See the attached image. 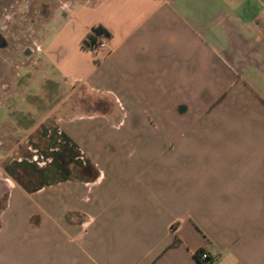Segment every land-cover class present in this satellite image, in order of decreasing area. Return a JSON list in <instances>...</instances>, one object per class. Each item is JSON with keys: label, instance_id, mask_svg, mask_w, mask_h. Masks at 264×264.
Here are the masks:
<instances>
[{"label": "crops", "instance_id": "obj_1", "mask_svg": "<svg viewBox=\"0 0 264 264\" xmlns=\"http://www.w3.org/2000/svg\"><path fill=\"white\" fill-rule=\"evenodd\" d=\"M263 4L76 0L56 29L51 12L33 66L75 100L24 133L53 118L84 162L33 190L0 169V264H264Z\"/></svg>", "mask_w": 264, "mask_h": 264}, {"label": "rangeland", "instance_id": "obj_2", "mask_svg": "<svg viewBox=\"0 0 264 264\" xmlns=\"http://www.w3.org/2000/svg\"><path fill=\"white\" fill-rule=\"evenodd\" d=\"M74 1L0 0V136H16L13 147L4 149L0 157V169L29 190L54 184L66 176L69 178L78 164L70 147L54 150L58 143L49 132H45L46 127L55 125L53 118L39 125L33 133H24L40 120L43 108L55 107L59 103H64V107L75 100L74 97H62L65 95L63 89L61 93L47 87L46 79H55L53 71L33 66L44 30L51 29L45 19L52 12L55 19L51 27L56 29L62 17L61 6L71 5ZM258 9L264 12V4L258 5ZM102 41L107 42L106 39ZM71 87L72 84L68 88ZM78 95L76 93L75 97ZM38 98L43 101L39 102ZM89 102L104 108L109 104L91 96ZM7 152L9 155L4 157ZM188 163L187 159L184 164ZM184 164L181 167H186Z\"/></svg>", "mask_w": 264, "mask_h": 264}, {"label": "trees", "instance_id": "obj_3", "mask_svg": "<svg viewBox=\"0 0 264 264\" xmlns=\"http://www.w3.org/2000/svg\"><path fill=\"white\" fill-rule=\"evenodd\" d=\"M110 37H111L110 33L105 28H103L100 25H97V26L91 28L89 33L81 41L80 45L84 50L89 51L91 53H96L97 52V46L102 42V40L103 39L108 40ZM45 132L46 133L49 132L53 136L52 138L57 141L58 147L55 148L54 150H57V149L59 150L60 148L63 149V147H65V146L70 147V149L74 153V160L77 161V163L78 162L79 163L84 162V159L82 158V155H80L79 151L77 149L73 148L72 146H70L68 141L64 138L63 133L61 131H59L56 127H54V128L46 127ZM64 180H66V179H64ZM18 184L20 186H22L19 182H18ZM41 186H43V185H41ZM197 259L199 261V264H210L209 263L210 260H205V261L200 260L199 256H197Z\"/></svg>", "mask_w": 264, "mask_h": 264}, {"label": "built area", "instance_id": "obj_4", "mask_svg": "<svg viewBox=\"0 0 264 264\" xmlns=\"http://www.w3.org/2000/svg\"><path fill=\"white\" fill-rule=\"evenodd\" d=\"M106 44L104 41H102L98 46H97V49H103L105 48ZM82 159V158H81ZM199 257H200V260H209V256H208V253L206 251H201L199 253Z\"/></svg>", "mask_w": 264, "mask_h": 264}]
</instances>
